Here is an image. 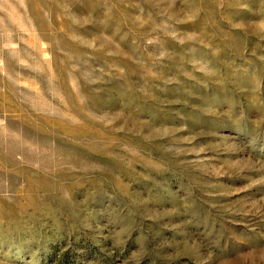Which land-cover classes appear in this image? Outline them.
I'll return each mask as SVG.
<instances>
[{"label":"rangeland","instance_id":"374dc122","mask_svg":"<svg viewBox=\"0 0 264 264\" xmlns=\"http://www.w3.org/2000/svg\"><path fill=\"white\" fill-rule=\"evenodd\" d=\"M0 264H264V0H0Z\"/></svg>","mask_w":264,"mask_h":264}]
</instances>
